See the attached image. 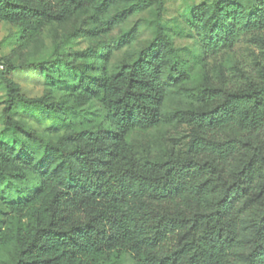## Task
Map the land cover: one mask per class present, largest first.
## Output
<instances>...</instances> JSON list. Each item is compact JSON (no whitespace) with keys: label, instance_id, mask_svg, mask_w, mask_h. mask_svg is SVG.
I'll return each instance as SVG.
<instances>
[{"label":"trees","instance_id":"trees-1","mask_svg":"<svg viewBox=\"0 0 264 264\" xmlns=\"http://www.w3.org/2000/svg\"><path fill=\"white\" fill-rule=\"evenodd\" d=\"M156 2L159 15L163 0ZM87 4L0 0V20H64ZM128 12L121 9L112 19ZM188 25L204 53L217 52L264 27V0L200 3L190 8ZM154 29L135 58L109 75L77 71L78 83L100 101L103 122L55 141L33 132L13 113L18 106L48 112L56 107L4 78L2 114L11 135L8 143L0 142V196L8 210L0 247H13L8 264H100L123 253L139 264H238L242 214L249 231L243 264H264V74L235 88L202 90V96L218 102L187 112L196 136L186 154L138 160L123 141L130 130L159 120L165 55L172 59L174 77L182 73L172 38L159 21ZM134 35L132 27L117 42L128 43ZM229 128L233 134H224ZM244 133L247 139L239 140ZM237 152L239 164L228 174L227 161ZM21 166L30 167L37 182L14 183L26 177Z\"/></svg>","mask_w":264,"mask_h":264},{"label":"rangeland","instance_id":"rangeland-1","mask_svg":"<svg viewBox=\"0 0 264 264\" xmlns=\"http://www.w3.org/2000/svg\"><path fill=\"white\" fill-rule=\"evenodd\" d=\"M213 0H163L158 15L156 0H88V4L64 20H47L37 24L25 19L0 20V142L8 143L11 133L5 130L2 110L6 100L4 78L9 76L25 95L43 97L57 111L41 107L18 106L13 117L49 141L81 127H95L103 122L102 105L78 83L77 71H101L109 75L121 63L131 62L139 49L154 37V22L159 21L173 40L182 61V73L174 77L172 59L165 55L160 77L163 101L158 122L134 128L125 135L123 146L138 160L161 159L170 154H186L196 136V127L186 119L190 110H204L218 98L204 97L203 89L235 88L249 78L264 74V27L244 34L234 45L213 53H204L199 39L190 30V8ZM121 9L129 12L120 19L112 16ZM135 27L128 43L117 38ZM38 63L39 67H30ZM43 67L44 71L40 72ZM6 68H9L6 70ZM235 127V126H234ZM233 129V128H232ZM264 138V128L261 130ZM224 134H233L230 128ZM240 135L239 140L247 139ZM237 152L227 161L229 174L239 164ZM25 178L13 180L20 187L37 182L30 167L21 166ZM3 184H0V193ZM8 210L0 196V225ZM238 264L249 252L246 215L240 220ZM13 247H0V264H8ZM100 264H139L130 254L111 257Z\"/></svg>","mask_w":264,"mask_h":264}]
</instances>
